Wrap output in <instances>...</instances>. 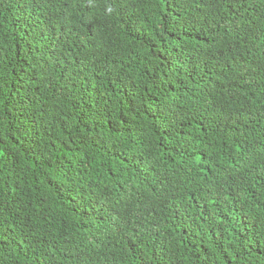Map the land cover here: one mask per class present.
<instances>
[{
  "label": "trees",
  "instance_id": "trees-1",
  "mask_svg": "<svg viewBox=\"0 0 264 264\" xmlns=\"http://www.w3.org/2000/svg\"><path fill=\"white\" fill-rule=\"evenodd\" d=\"M0 264H264V0H0Z\"/></svg>",
  "mask_w": 264,
  "mask_h": 264
}]
</instances>
